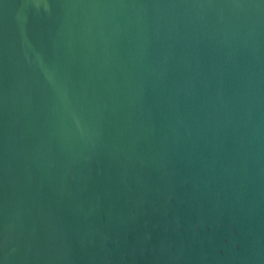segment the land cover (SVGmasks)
Listing matches in <instances>:
<instances>
[{
  "label": "water",
  "instance_id": "obj_1",
  "mask_svg": "<svg viewBox=\"0 0 264 264\" xmlns=\"http://www.w3.org/2000/svg\"><path fill=\"white\" fill-rule=\"evenodd\" d=\"M0 264H264V0H0Z\"/></svg>",
  "mask_w": 264,
  "mask_h": 264
}]
</instances>
